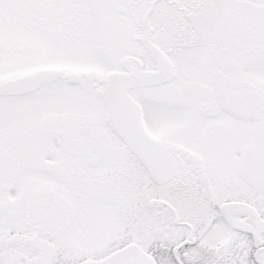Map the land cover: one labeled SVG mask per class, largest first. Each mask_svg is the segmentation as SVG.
Segmentation results:
<instances>
[{"label":"snow or ice","instance_id":"snow-or-ice-1","mask_svg":"<svg viewBox=\"0 0 264 264\" xmlns=\"http://www.w3.org/2000/svg\"><path fill=\"white\" fill-rule=\"evenodd\" d=\"M0 264H264V0H0Z\"/></svg>","mask_w":264,"mask_h":264}]
</instances>
